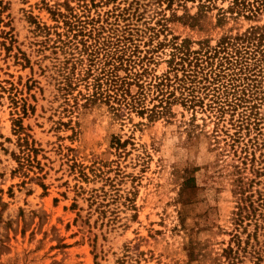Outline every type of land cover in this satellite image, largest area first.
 <instances>
[{
  "label": "rangeland",
  "instance_id": "1",
  "mask_svg": "<svg viewBox=\"0 0 264 264\" xmlns=\"http://www.w3.org/2000/svg\"><path fill=\"white\" fill-rule=\"evenodd\" d=\"M3 1L0 264H228L222 254L235 227L237 158L224 143L216 146L209 113L198 111L191 124L193 111L177 102L168 117L150 121L128 106L88 102L91 89L80 81L84 39L54 12L70 8L98 27L130 33L154 75L168 71L174 38L193 50L206 41L215 46L253 26L264 29V16L224 18L232 0ZM68 41L76 46L68 49ZM258 57L251 74L264 67ZM69 74L75 85L67 95ZM18 118L29 145L14 132ZM188 178L195 186L185 187Z\"/></svg>",
  "mask_w": 264,
  "mask_h": 264
},
{
  "label": "trees",
  "instance_id": "2",
  "mask_svg": "<svg viewBox=\"0 0 264 264\" xmlns=\"http://www.w3.org/2000/svg\"><path fill=\"white\" fill-rule=\"evenodd\" d=\"M5 9L4 1L0 0V27L4 23ZM67 11L69 13L55 11L54 15L64 19L70 32L77 31L75 37L84 39L80 54L87 58L79 59V63L87 61V64L80 81H87L86 86L91 89L88 102H102L112 110L128 106L141 116L147 115L150 121L168 117L177 102L193 111L191 124L198 111L209 113L215 123L211 137L216 146L220 148L224 143V148L230 147L237 158L232 165L235 227L222 256L228 264H243L246 258L252 264H264V116L260 111L264 107V87H260L262 80L257 81L258 77L264 79V67L254 74L251 73L255 68L250 67L256 65L250 62L259 55L264 57V29L253 26L244 33L222 37L215 46H210L208 41L201 42L198 50L191 48L189 40L178 42L174 38L170 41L168 71L154 75L147 64L151 58L146 55L142 58L138 46H133L130 33L128 37L118 29L110 32L107 26L98 27L94 19L77 18L73 10ZM228 13L247 18L264 16V0H232L223 10V17ZM9 25L5 23L4 26ZM107 31L109 34L104 36ZM3 34L8 37L10 32L3 30ZM85 38L92 43L87 44ZM64 46L72 49L76 45L68 41ZM216 62L219 63L218 72L213 69ZM225 65L224 70L231 69L232 75L223 74ZM238 75L246 76L238 78ZM253 76L256 78L251 83L245 82ZM66 77L62 91L69 95L74 90V77L71 74ZM227 77L231 83L224 84L222 79ZM133 85L138 87L136 93H132ZM235 114H238L237 120ZM228 126L235 132L232 133ZM14 132L19 141L28 144L30 135L25 133L22 118L15 120ZM194 182V178L186 179L185 187L195 186Z\"/></svg>",
  "mask_w": 264,
  "mask_h": 264
}]
</instances>
